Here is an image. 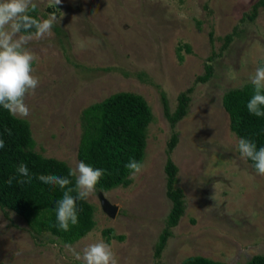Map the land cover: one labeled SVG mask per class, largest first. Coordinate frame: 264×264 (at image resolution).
<instances>
[{"label": "rangeland", "instance_id": "374dc122", "mask_svg": "<svg viewBox=\"0 0 264 264\" xmlns=\"http://www.w3.org/2000/svg\"><path fill=\"white\" fill-rule=\"evenodd\" d=\"M256 1L35 0L40 19L56 17L49 35L25 45L36 57L32 75L39 86L26 96L30 112L21 118L30 123L36 151L74 169L83 109L119 91L142 95L154 117L142 172L131 174L128 186H96L87 200L95 206L96 226L79 241L39 233L24 216L0 207V264H83L76 253L101 241L117 264H182L192 255L244 264L264 254V176L241 158V138L223 104L227 91L250 83L264 66V8L254 20L243 19ZM207 61L213 74L200 81ZM190 88L188 113L172 126L163 97L174 112ZM175 132L179 139L169 153ZM169 157L186 210L157 256L172 206ZM102 198L116 207L114 215Z\"/></svg>", "mask_w": 264, "mask_h": 264}, {"label": "trees", "instance_id": "16d2710c", "mask_svg": "<svg viewBox=\"0 0 264 264\" xmlns=\"http://www.w3.org/2000/svg\"><path fill=\"white\" fill-rule=\"evenodd\" d=\"M262 8L264 0H257L252 6L251 13H247L243 19L254 20ZM29 15L40 19L37 9ZM29 31L34 32L35 29ZM21 33L29 34L23 30ZM232 39V33L226 35L223 49ZM187 50L191 51V48L187 46ZM211 59L213 57H209V60ZM212 74V64L207 61L205 73L200 75L198 80L207 81ZM253 87L251 83H247L242 87L230 89L224 95L223 104L230 116L231 129L240 138L253 141L259 149L264 147V117L250 114L246 107ZM191 90L190 88L179 95V103L174 112L170 110L167 98L163 97L165 113L172 126L187 115ZM153 117L148 101L142 95L130 91L116 92L83 109L78 157L80 161L93 168L104 170V176L96 185L99 189L109 191L121 185L131 184L132 173L125 165L132 159L142 164L147 146L148 127ZM0 139L4 141V147L0 148V207L15 210L24 216L37 232H49L67 244H73L89 234L96 226L95 206L89 201L77 202L76 225H70L68 231L59 227L56 215L57 202L62 198L66 188L44 184L37 177L39 175L68 177L72 168L64 160L46 157L35 150L36 141L29 121L12 115L0 106ZM178 139L179 135L175 132L168 144L169 153L176 147ZM248 160L254 167V162ZM21 163L26 164L29 169L32 177L30 183L19 182L26 179L17 172V167ZM166 173L167 195L172 201V206L156 246L157 256L165 248L172 234V227L178 225L186 210L184 191L177 186L178 167L171 157L166 163ZM9 178H12L11 184L8 183ZM69 179L72 180V184L68 187H74L75 178ZM111 232V228L104 231L108 240L111 238ZM182 264L242 263H226L201 255H192ZM244 264H264V254L253 255Z\"/></svg>", "mask_w": 264, "mask_h": 264}, {"label": "clouds", "instance_id": "9594fccd", "mask_svg": "<svg viewBox=\"0 0 264 264\" xmlns=\"http://www.w3.org/2000/svg\"><path fill=\"white\" fill-rule=\"evenodd\" d=\"M61 0H54L55 5ZM37 9L35 0H0V106L14 116L27 117L30 109L26 96L39 86V80L32 75L34 54L25 47L32 39H43L51 33L56 17L50 15L47 19H37L29 15ZM35 29L34 32L29 30ZM29 33L20 35L21 31ZM254 86L253 93L247 102V110L257 117H264V66L256 69L250 77ZM4 141L0 139V148ZM241 158L254 162L257 174L264 176V147L248 139L241 138L238 142ZM134 178L142 172L143 166L136 160H130L126 165ZM17 172L26 179L20 183H30L32 177L26 164L21 163ZM104 176L103 169L80 161L70 170L68 177L56 175H39L37 178L44 184L58 185L65 189L62 198L57 202V221L59 227L68 231L70 225L78 223V201H87L96 191V185ZM69 177L75 178L74 187ZM12 178L8 183L11 184ZM75 193V195H73ZM76 259L83 264H117L115 255L105 242H97L83 250V255L76 253Z\"/></svg>", "mask_w": 264, "mask_h": 264}, {"label": "water", "instance_id": "95a60500", "mask_svg": "<svg viewBox=\"0 0 264 264\" xmlns=\"http://www.w3.org/2000/svg\"><path fill=\"white\" fill-rule=\"evenodd\" d=\"M102 204L105 211L111 215L115 214L116 207H114L107 199L102 198Z\"/></svg>", "mask_w": 264, "mask_h": 264}]
</instances>
